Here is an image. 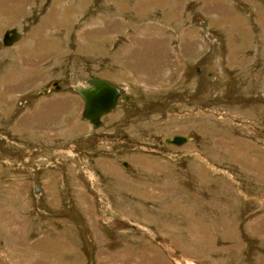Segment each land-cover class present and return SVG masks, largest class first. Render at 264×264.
<instances>
[{
	"label": "rangeland",
	"instance_id": "rangeland-1",
	"mask_svg": "<svg viewBox=\"0 0 264 264\" xmlns=\"http://www.w3.org/2000/svg\"><path fill=\"white\" fill-rule=\"evenodd\" d=\"M0 43V264H264V0H0Z\"/></svg>",
	"mask_w": 264,
	"mask_h": 264
},
{
	"label": "water",
	"instance_id": "water-1",
	"mask_svg": "<svg viewBox=\"0 0 264 264\" xmlns=\"http://www.w3.org/2000/svg\"><path fill=\"white\" fill-rule=\"evenodd\" d=\"M22 35L23 33L18 31L16 27L7 29L2 37L3 46L13 45L22 38ZM86 84V86H75L74 89L84 101L83 118L96 128L102 123V115L119 105L117 99L121 92L117 86L105 78L90 77L86 80ZM125 99L128 97L125 96ZM188 141L189 137L179 134L164 139L166 144L177 146ZM123 165L126 166V162Z\"/></svg>",
	"mask_w": 264,
	"mask_h": 264
},
{
	"label": "flooded vegetation",
	"instance_id": "flooded-vegetation-1",
	"mask_svg": "<svg viewBox=\"0 0 264 264\" xmlns=\"http://www.w3.org/2000/svg\"><path fill=\"white\" fill-rule=\"evenodd\" d=\"M194 71L196 74L198 75H204V69H203V64H200V65H197L195 68H194ZM210 75V74H209ZM205 76V75H204Z\"/></svg>",
	"mask_w": 264,
	"mask_h": 264
},
{
	"label": "bare ground",
	"instance_id": "bare-ground-1",
	"mask_svg": "<svg viewBox=\"0 0 264 264\" xmlns=\"http://www.w3.org/2000/svg\"><path fill=\"white\" fill-rule=\"evenodd\" d=\"M86 85H87V84H86ZM86 85H84V86H86ZM83 110H84V107H83ZM111 110H112V109H111ZM111 110H110V111H111ZM110 111H109V112H110ZM109 112H108V113H109ZM82 114H83V113H82ZM104 115H105V114H104ZM104 115H102V117H103ZM86 121H87V120H86ZM87 122H88V121H87ZM92 127H93V126H92ZM93 128H94V127H93ZM176 146H177V145H176Z\"/></svg>",
	"mask_w": 264,
	"mask_h": 264
}]
</instances>
